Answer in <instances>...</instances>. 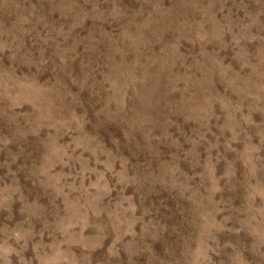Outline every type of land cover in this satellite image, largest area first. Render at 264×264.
<instances>
[{"label":"rangeland","instance_id":"obj_1","mask_svg":"<svg viewBox=\"0 0 264 264\" xmlns=\"http://www.w3.org/2000/svg\"><path fill=\"white\" fill-rule=\"evenodd\" d=\"M0 264H264V0H0Z\"/></svg>","mask_w":264,"mask_h":264}]
</instances>
